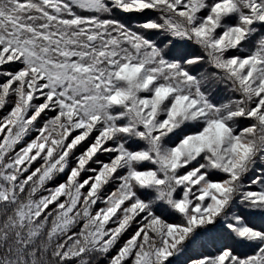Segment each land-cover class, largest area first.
<instances>
[{
    "label": "snow or ice",
    "instance_id": "1",
    "mask_svg": "<svg viewBox=\"0 0 264 264\" xmlns=\"http://www.w3.org/2000/svg\"><path fill=\"white\" fill-rule=\"evenodd\" d=\"M100 261L264 264V0H0V264Z\"/></svg>",
    "mask_w": 264,
    "mask_h": 264
},
{
    "label": "trees",
    "instance_id": "2",
    "mask_svg": "<svg viewBox=\"0 0 264 264\" xmlns=\"http://www.w3.org/2000/svg\"><path fill=\"white\" fill-rule=\"evenodd\" d=\"M207 67V65H201L194 69V71L199 72L204 70ZM209 72L212 71L211 68H207ZM230 95V93L224 88V87H217L216 90L214 91V98L218 101L224 100L227 98V96ZM241 254H248V250H243ZM100 264H105L104 261H100Z\"/></svg>",
    "mask_w": 264,
    "mask_h": 264
},
{
    "label": "rangeland",
    "instance_id": "3",
    "mask_svg": "<svg viewBox=\"0 0 264 264\" xmlns=\"http://www.w3.org/2000/svg\"><path fill=\"white\" fill-rule=\"evenodd\" d=\"M102 159H106V157H101Z\"/></svg>",
    "mask_w": 264,
    "mask_h": 264
}]
</instances>
